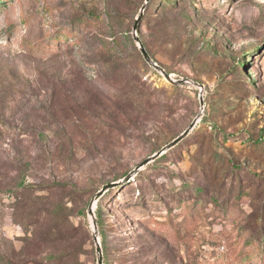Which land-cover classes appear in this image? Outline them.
<instances>
[{"label":"rangeland","instance_id":"374dc122","mask_svg":"<svg viewBox=\"0 0 264 264\" xmlns=\"http://www.w3.org/2000/svg\"><path fill=\"white\" fill-rule=\"evenodd\" d=\"M0 0V264H264V0Z\"/></svg>","mask_w":264,"mask_h":264},{"label":"water","instance_id":"95a60500","mask_svg":"<svg viewBox=\"0 0 264 264\" xmlns=\"http://www.w3.org/2000/svg\"><path fill=\"white\" fill-rule=\"evenodd\" d=\"M150 2V0H146V3L142 7V10L140 14L138 15V18L136 19L135 25L133 27V33L134 38L137 42V45L145 58V60L152 65L154 68H156L159 72L163 74V76L172 84L176 85H187L188 83H193L195 86H197L200 89V104L202 108L204 107V96H203V87L204 84L198 82V81H189L184 78H174L171 73H169L163 66H161L158 62L154 60V58L151 56V54L148 52L146 46L144 45V42L142 41V38L138 34V28L141 23V19L144 16L146 6ZM200 118V115L196 117L193 122L182 132L180 133L176 138H174L171 142H169L167 145L163 146L160 150H158L155 154L149 156L145 160H143L141 163H139L128 175H126L123 179L113 181L110 183L105 184L95 195L94 199L90 203L88 212L92 216V224H93V236L94 241L96 245V251H97V263L98 264H105L104 263V253L102 248V243L100 241V237L98 235V222L95 216V210H94V203L98 202L100 198L111 188L117 187L124 183L125 181L129 180L133 175L138 173L143 167H145L147 164H149L151 161L155 160L157 157L161 156L163 153H165L167 150L171 149L172 147L176 146L180 141H182L186 136L189 135V133L193 130V128L196 126Z\"/></svg>","mask_w":264,"mask_h":264},{"label":"trees","instance_id":"16d2710c","mask_svg":"<svg viewBox=\"0 0 264 264\" xmlns=\"http://www.w3.org/2000/svg\"><path fill=\"white\" fill-rule=\"evenodd\" d=\"M150 2H151V0H150ZM149 2V3H150ZM145 14H146V11H145V13H144V16H145ZM144 16L142 17V19H141V23H140V28H141V24H142V21H143V19H144ZM143 41V40H142ZM145 45V44H144ZM146 46V45H145ZM147 48V47H146ZM148 50V49H147ZM149 52V51H148ZM150 53V52H149ZM161 65V64H160ZM162 66V65H161ZM170 73V72H169ZM102 248H103V246H102ZM105 252V250L103 251V253Z\"/></svg>","mask_w":264,"mask_h":264},{"label":"bare ground","instance_id":"6f19581e","mask_svg":"<svg viewBox=\"0 0 264 264\" xmlns=\"http://www.w3.org/2000/svg\"><path fill=\"white\" fill-rule=\"evenodd\" d=\"M96 205H97V202L94 203V210H95Z\"/></svg>","mask_w":264,"mask_h":264}]
</instances>
